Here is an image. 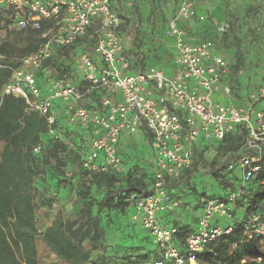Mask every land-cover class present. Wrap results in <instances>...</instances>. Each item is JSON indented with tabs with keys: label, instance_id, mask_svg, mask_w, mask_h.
Instances as JSON below:
<instances>
[{
	"label": "built area",
	"instance_id": "obj_1",
	"mask_svg": "<svg viewBox=\"0 0 264 264\" xmlns=\"http://www.w3.org/2000/svg\"><path fill=\"white\" fill-rule=\"evenodd\" d=\"M113 1L118 0H0V9L10 11L8 20L20 30L38 31L43 21L51 23L43 35L45 40L35 52L19 58L17 68L0 54V69L11 70L1 94L22 98L28 111L45 118L52 135L56 123L52 107L61 103L66 123L89 134V148L80 162L87 176L121 174L123 163L117 151L120 136L147 130L156 170L149 193L128 195V224L148 232L160 251V258L150 264H195L205 247L232 231V226L214 221L234 220L233 209L241 192L205 200L195 230L187 235L180 249L174 244L177 229L161 225L158 219L159 214L172 212L180 205L168 185L192 169L197 142H221L237 126L247 132L245 153L237 161L242 184L260 171L264 112L256 111L254 105L264 99V84L249 97L246 108L212 101L227 64L212 53L211 42L191 44L185 40V31L178 23L195 17L194 0H178L176 15L168 23L166 35L176 49L172 74L166 75L155 67L131 74L120 36L122 20L112 10ZM92 26L94 41L74 62L84 86H74L70 75L60 73L49 94L42 97L36 73L51 58L55 47L76 44ZM91 92L107 95L100 100V106L83 103ZM225 92L229 94L230 89L226 87ZM117 93L120 101L115 98ZM33 151L38 153L40 147ZM240 227L248 240L257 239L264 245V217L252 215Z\"/></svg>",
	"mask_w": 264,
	"mask_h": 264
},
{
	"label": "trees",
	"instance_id": "obj_2",
	"mask_svg": "<svg viewBox=\"0 0 264 264\" xmlns=\"http://www.w3.org/2000/svg\"><path fill=\"white\" fill-rule=\"evenodd\" d=\"M9 15L10 11L0 9V31L4 25L11 24ZM50 27L51 23L43 21L40 30L23 31L20 35L24 34V47L19 50L18 55L16 45L2 41L0 54L7 60H12L11 66L17 68V60L35 52L45 40L43 35ZM94 31V26L88 28L86 34L72 46L55 47L44 66L57 75H71L74 59L77 57L75 50L84 44L90 46L94 41L91 38ZM167 39L164 31L161 41L166 44ZM141 43L148 45L143 40ZM156 59L159 60L160 57ZM144 60L139 64L129 63L130 73L152 68ZM39 72L36 73V84L40 92L42 85L50 89L52 84H40L37 81ZM10 78L11 70L0 69V264H39L36 248L38 240L59 261L66 264H144L151 260L157 246L150 236L143 235L142 240L145 242L142 246H126L125 252L120 254L113 247L121 239L133 242L137 233L128 232L130 227H134L128 223L123 228L117 226L114 231L111 226L116 225V216L120 221L122 218L126 219L130 193L146 194L151 191L152 175L140 174L138 166H130L121 174L108 172L87 176L81 170L80 162L88 150L89 134L83 132L81 136L77 132L81 145L70 150L63 138L49 134L45 118L37 112L28 111L22 98L1 94ZM99 93L102 92H93L92 95L97 96ZM96 105L100 106V102ZM52 110L56 115V123L52 129L56 131L59 121L65 120L62 104L54 103ZM246 137L245 128L237 126L221 142H210L216 144V156L227 155V162L208 172L214 180L225 185L226 191L224 195L211 199H223L228 193L241 192L236 200L233 216L239 209L242 215L233 222L232 231L228 235L219 237L204 248L196 257L197 264H258L257 260L264 264V245L257 239L248 240L240 227L252 215L264 217V155L260 171L244 184L241 170L237 166L238 159L245 153ZM36 146L40 147L38 153L33 151ZM63 153L74 154L78 160L80 175L75 186L81 206L74 219H64L57 215L50 226L39 231L36 225V200L41 197L43 205L47 204L51 198L48 195L55 193L59 184L72 181L67 177L69 168L64 162L66 156H60ZM230 165L233 166L232 170L228 169ZM209 167H213L212 163ZM188 174L191 175L192 172ZM175 228L177 233L174 244L183 249L185 238L191 230L186 226ZM111 241L113 243L109 244ZM100 249L104 251L97 254Z\"/></svg>",
	"mask_w": 264,
	"mask_h": 264
},
{
	"label": "crops",
	"instance_id": "obj_3",
	"mask_svg": "<svg viewBox=\"0 0 264 264\" xmlns=\"http://www.w3.org/2000/svg\"><path fill=\"white\" fill-rule=\"evenodd\" d=\"M194 1L195 17L178 23V26L185 31V40L191 44L211 42L212 53L222 57L227 64V69L221 77L220 84L211 97L212 101L216 104L246 108L250 102L249 97L252 94H256L264 84V0ZM111 7L114 13L122 18L120 36L129 63L133 64L136 62L139 64L140 61L145 59L144 63L162 70L166 75H171L174 69L176 49L173 40L168 38L167 35V43L165 44L161 41V34L164 31L167 32L169 23L167 20L169 21L176 15L179 8L178 0H118L113 1ZM224 27L228 28L226 34L221 31ZM138 40H143L148 45H140ZM85 47L84 44L80 46V49L75 50L77 57H75L74 62L83 55ZM157 57H160V59L157 60ZM72 68L71 83L76 87H83L84 84H80L78 75L75 72V63ZM57 76V73H53L51 69L43 65L37 81L40 84H52L53 79L55 80ZM226 87L230 89L229 94L225 92ZM49 90L48 86L42 85L41 96L45 97L48 95ZM92 93L89 94L83 103L95 105L104 96H107L104 93L94 96ZM115 98L117 101L121 100L119 93L116 94ZM254 107L256 111L264 112V99L258 101ZM58 125L59 130L57 129L53 134L55 137L63 138L68 143L70 150H74L77 145H81L77 132L82 136L84 134L83 131L67 124L64 119L60 120ZM140 144L148 148V159H145L143 154L134 156L129 154L130 147ZM215 146L216 144L202 141L195 144L192 169L186 172L179 181L168 185V190L172 195L177 196V186L190 181L193 179L194 174L197 173L196 156L198 158L199 154L205 153L208 155L212 154L214 160L221 157L216 156ZM87 147L89 148V142ZM117 151L122 158L123 170L127 171L130 166H138L139 169H144L145 172L143 173L153 175L155 172L156 163L151 149V135L147 130L142 129L134 134L124 132L120 136ZM190 172H192L191 175L188 174ZM208 172L205 175L212 178ZM204 201L203 199L200 207L194 212L192 210V202L189 198H185L176 210L159 214V222L161 225L168 227L186 226L193 232L197 226L198 219L202 215ZM241 215L242 213L239 209L234 215V220L225 219L221 222L216 219L214 223L221 226H231L235 220L241 218ZM128 216L129 214L126 219L122 218L121 221L116 216L114 218L116 225L111 226V229L114 231L117 226L118 228L125 227V224L128 223ZM50 225L51 223L48 224V226ZM128 232L140 233L144 237L150 236L148 232L142 230L139 226L130 227ZM38 241L41 245L38 246L36 244L38 263L40 247V250L46 249L50 253L43 264H51V261H53V264H66L59 261L40 240ZM115 242H118V240ZM111 243L113 241L109 244ZM120 243L113 247L120 254L125 252L127 245L139 246L142 244L137 238L133 242H129V239L127 241H122L121 239ZM159 258L160 251L156 248L151 260L144 264H150Z\"/></svg>",
	"mask_w": 264,
	"mask_h": 264
},
{
	"label": "rangeland",
	"instance_id": "obj_4",
	"mask_svg": "<svg viewBox=\"0 0 264 264\" xmlns=\"http://www.w3.org/2000/svg\"><path fill=\"white\" fill-rule=\"evenodd\" d=\"M227 30H228L227 27L221 29V31L224 34H226ZM23 31L25 30H20L11 24L4 25V27L0 31V44L2 41L5 40L9 42L11 45H16L18 48L16 55H18L19 50L24 47V42H25L24 34L20 35ZM138 43L142 45L141 41L139 40ZM129 152H130L129 154L133 156L138 154H143V157L145 159L149 158L148 148L142 144L138 146L130 147ZM73 155L74 154H70V153L67 154L63 153L60 155L61 157L66 156V158H64V162L66 163V167L69 168L68 172L70 174V178L72 181H70V183L67 182L64 184L62 183L59 184L58 187L55 188L56 189L55 193L48 195L51 198H49L50 201L47 204L44 203L43 205L41 197H39L36 200L38 204L36 207V225L39 231L44 230L49 223H52L57 215H61L64 219H74L78 209L81 206V203L78 200V197L76 196L77 186H75L78 183L76 181L80 175V169H79V163L77 162L78 160L75 159ZM225 159H226L225 156H221L214 160L212 154L209 155L205 153L199 154L197 158V162H198L197 164L198 167L196 169L197 173L194 174L193 179H191L186 183L181 184L180 186H177L178 187L177 196L180 204L182 201L185 200V198H189V200L192 202V210L196 212V210L202 204L201 201L203 199L207 200L224 195V193L226 192L224 190L225 185L220 181H216L210 178L209 176H206L205 174L210 170L217 169L219 164H222L223 162H227V160ZM211 163L213 167H209ZM138 171L140 174H143V172H145L144 169H139ZM51 181H53V179ZM219 220L223 222L225 219H219ZM137 236H138L137 240H140L143 244L145 241L142 240V235L138 233ZM36 244L38 246H41L39 241H37ZM142 244L140 246H142ZM102 251L104 250L100 249L99 251H97V254H99ZM48 254L50 253L46 249L40 250L39 247L38 256H39L40 264L46 262V260L49 257ZM256 262L258 264H262L261 261L259 260H257ZM51 264H53V261H51Z\"/></svg>",
	"mask_w": 264,
	"mask_h": 264
}]
</instances>
